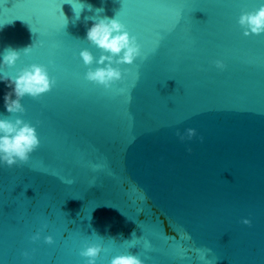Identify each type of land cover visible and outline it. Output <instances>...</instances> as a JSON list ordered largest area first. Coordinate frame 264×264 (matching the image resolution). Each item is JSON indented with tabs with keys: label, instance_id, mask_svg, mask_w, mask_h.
Here are the masks:
<instances>
[{
	"label": "water",
	"instance_id": "95a60500",
	"mask_svg": "<svg viewBox=\"0 0 264 264\" xmlns=\"http://www.w3.org/2000/svg\"><path fill=\"white\" fill-rule=\"evenodd\" d=\"M72 2L78 20L64 0H0V118L29 122L40 141L26 163L0 162V264H87L93 243L96 264H264V33L238 23L264 0ZM97 16H117L141 49L113 65L123 78L108 88L79 55L101 54L87 40ZM33 63L55 84L8 113L4 74Z\"/></svg>",
	"mask_w": 264,
	"mask_h": 264
},
{
	"label": "clouds",
	"instance_id": "9594fccd",
	"mask_svg": "<svg viewBox=\"0 0 264 264\" xmlns=\"http://www.w3.org/2000/svg\"><path fill=\"white\" fill-rule=\"evenodd\" d=\"M83 7H81L79 13L74 10L77 20ZM101 11L103 9H97V12ZM116 17L97 16L86 18V20H93L91 27L87 30V40L100 49L101 54L97 60L88 48L81 49L79 53L85 65H92L94 62L102 65L95 69L89 67L86 79L103 85L105 88L123 78L120 68L113 65L132 64L141 54L136 37L130 35L125 24ZM238 23L245 36L264 33V5L254 11L241 13ZM32 47L33 45H30L22 51L27 53ZM19 55V51L9 47L3 54L2 63L6 66H13ZM215 64L220 69L225 67L222 60H216ZM3 79L10 88V91L6 92L3 97L4 106L8 113H23L25 109L21 99L25 95L35 98L49 91L55 84V79L50 78L47 67L37 63L24 67L15 76L4 74ZM177 135L181 140L192 139L196 135V130L188 128L183 134L177 131ZM201 139L203 138L201 137ZM39 143L36 128L29 122H25L20 117L15 120L0 118V162L8 167L26 163L30 158V153L39 146ZM242 222L251 224V221L247 218L243 219ZM133 236H135L134 233ZM38 238L39 232L32 237L33 240ZM45 242L52 243V236L45 237ZM146 247H151V245L146 243ZM102 250L103 245L93 243L83 248L80 255L87 258V264H96V258ZM196 251L200 252V249H196ZM24 255L27 256L28 253L25 252ZM200 258L204 259L203 256ZM110 264H145V262L139 255L119 254L111 258Z\"/></svg>",
	"mask_w": 264,
	"mask_h": 264
},
{
	"label": "snow or ice",
	"instance_id": "6c2138e0",
	"mask_svg": "<svg viewBox=\"0 0 264 264\" xmlns=\"http://www.w3.org/2000/svg\"><path fill=\"white\" fill-rule=\"evenodd\" d=\"M64 2L71 3L72 6H73V9H74L77 13H79V11H80L81 8H77V7H76L77 4H76V3H73L72 0H64ZM79 4H81V3H79ZM81 5H83V4H81ZM56 16H57L58 18H59V17H62L63 22H58V27L64 32V28H65V26H66V24H67V20H66V18L64 17L63 13L60 11V5H59V8H58V10H57V12H56ZM33 17H35L36 20H35V23H31V24H36V25L39 26V27H46L45 22H44V20H43L42 18L37 17L36 15H33L32 18H33Z\"/></svg>",
	"mask_w": 264,
	"mask_h": 264
}]
</instances>
